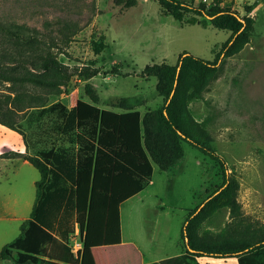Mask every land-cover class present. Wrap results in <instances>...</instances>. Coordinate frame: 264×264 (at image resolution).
<instances>
[{
    "label": "rangeland",
    "instance_id": "374dc122",
    "mask_svg": "<svg viewBox=\"0 0 264 264\" xmlns=\"http://www.w3.org/2000/svg\"><path fill=\"white\" fill-rule=\"evenodd\" d=\"M184 1L228 8L241 16L232 0ZM121 12L113 0H0V20L22 33L9 38L12 44L5 49L0 48V73L13 77L8 80L0 74V94L10 95L8 107L15 127L23 132L26 154L39 156L66 149L75 155V131L62 129V108L49 107L58 103L69 109L78 98L87 99L86 82L97 90L99 107L122 110L116 104L120 97H127L131 107L143 113L163 104L155 89L156 77L139 74L146 64L174 63L183 50L213 60L230 34L213 26L179 25L157 0H138ZM193 16L185 13L184 19ZM253 31V39L221 59L205 76L204 84L201 66L193 62L182 67L179 79L177 100L182 108L178 121L183 130L223 157L229 197L209 198L213 191L216 196L219 192L222 170L216 160L181 139V159L166 171L154 164L153 184L121 203L124 237L131 235L138 243L140 235L143 238L153 231L150 246L164 248L170 239V245L179 251L184 242V218L196 209L187 234L197 249L220 251L264 239V8L257 12ZM40 52L55 57L59 70L42 68ZM93 67L98 69L95 75L80 76ZM13 139L5 138L12 144ZM21 175L29 181V172ZM0 177L1 190L13 186L10 164ZM31 189L34 191L33 186ZM73 222L67 226L72 227ZM19 223L0 219V244L16 237ZM139 261L140 253L133 244L88 248L83 255V264ZM197 262L236 264L234 257L210 255Z\"/></svg>",
    "mask_w": 264,
    "mask_h": 264
},
{
    "label": "trees",
    "instance_id": "16d2710c",
    "mask_svg": "<svg viewBox=\"0 0 264 264\" xmlns=\"http://www.w3.org/2000/svg\"><path fill=\"white\" fill-rule=\"evenodd\" d=\"M157 2L164 13L175 19L183 20L185 13H193L194 16L185 21H209L216 28L230 31V35L213 60L183 51L173 64L152 62L142 68L141 76L156 77L155 89L163 97L160 107L141 113L131 107L127 97H120L116 104L123 111L99 107V94L89 82L84 84L87 99L78 98L69 109L58 103L51 105L49 108L54 110L62 108V129L75 131L77 149L74 156L66 149L41 152L39 156L26 154L27 160L39 171L35 181V201L30 218L21 224V234L1 247L0 259H12L14 264H79V257H74L63 241L73 229V226H67L71 220L79 224L85 248L120 243V204L149 183L153 164L160 170H167L181 159V139L216 160L222 170L219 192L216 196V190L213 191L209 198L229 197V175L223 157L183 130L178 121L182 108L177 100L179 79L182 67L193 62L201 66V83L204 84L205 76L218 67L221 59L249 42L254 20L236 15L228 8H207L184 0ZM113 3L123 12L137 5L138 0H113ZM21 35L12 23L0 20L1 49L12 44L9 38ZM38 57L42 68L59 70L60 62L49 52H40ZM97 72L98 69L93 67L80 76L86 79ZM3 77L10 80L12 76ZM8 98L10 95L0 94V123L23 136L11 118ZM194 211L188 213L181 230L185 251L148 264H198L196 257L201 255L235 257L237 264H264V239L220 251L193 247L187 224Z\"/></svg>",
    "mask_w": 264,
    "mask_h": 264
},
{
    "label": "crops",
    "instance_id": "0c3cea01",
    "mask_svg": "<svg viewBox=\"0 0 264 264\" xmlns=\"http://www.w3.org/2000/svg\"><path fill=\"white\" fill-rule=\"evenodd\" d=\"M231 2H232V6L236 7V9L241 14V16L251 15L254 18V21H253V30H254L257 12L261 8H264L263 0H232ZM206 7L209 8L208 5ZM175 20L179 22V25L200 24L201 26H213L209 21L202 22L201 19H195L192 22L185 21V19L183 20L175 19ZM253 30L252 32H254ZM252 32H251V40L253 39ZM250 48L254 49V45H251ZM123 110L124 109L117 110V111H123ZM7 136H13L14 138L13 144L5 140ZM26 149L27 148H26V144L23 139V136L18 131L11 129L7 127L6 125H3L0 123V174L1 175L5 174L8 164H10V168L13 171V186H11L10 184V187L7 188L6 190L0 189V219H3V218L10 219L13 221V224L14 222L20 221L19 230H18L19 232L16 235V237H18L22 232L21 224L25 220L30 218L31 210H32V207L35 201V181L39 178V171L26 158ZM28 172L30 173L29 181H28V178L26 180H23V177H20L22 176L21 174L22 173L27 174ZM36 172H38V177L36 176ZM153 174H154V164H153L151 179L149 183L141 191L145 190L147 186H151L153 184ZM0 182H1V177H0ZM22 182H25L24 185L29 182L30 187L28 186L24 187V185H22ZM31 186L34 187V191L33 189H31ZM119 213H120V206H119ZM186 217L187 215L185 216L184 221ZM120 231H121V242L118 244H113V245L122 246L123 248L128 246L129 244L135 245V247L140 253L139 264H148L153 261H156V260H159L165 257H169L172 255L180 254L185 251L184 242H183V246H181V250L175 251L169 243L170 239L168 243L166 241L167 245H165L166 247L164 248L163 247L159 248L158 246H152V245L150 246L149 243L151 242L150 239L152 238L151 233H153V231L151 230H150L151 233H149V235H144L143 238L140 235L139 239L137 238L138 243H136L135 240L131 239L130 237L131 235L124 237L122 234L121 213H120ZM6 243L7 241L4 243H1L0 249ZM105 246H112V245H105ZM97 247H102V246H97ZM86 250H88V248L83 247V250L81 251L80 256H79V264H83V255ZM205 256L206 255L197 256V261L204 258ZM7 261L12 262L13 264L12 259H0V264H4V262H7ZM126 261L129 262L130 258L127 257ZM235 261H236V258H235Z\"/></svg>",
    "mask_w": 264,
    "mask_h": 264
},
{
    "label": "built area",
    "instance_id": "2783aa9c",
    "mask_svg": "<svg viewBox=\"0 0 264 264\" xmlns=\"http://www.w3.org/2000/svg\"><path fill=\"white\" fill-rule=\"evenodd\" d=\"M208 1V0H203ZM66 245L74 257H79L83 250V232L77 222H73V230L67 235Z\"/></svg>",
    "mask_w": 264,
    "mask_h": 264
},
{
    "label": "bare ground",
    "instance_id": "6f19581e",
    "mask_svg": "<svg viewBox=\"0 0 264 264\" xmlns=\"http://www.w3.org/2000/svg\"><path fill=\"white\" fill-rule=\"evenodd\" d=\"M149 232V231H148ZM148 235H149V233H148Z\"/></svg>",
    "mask_w": 264,
    "mask_h": 264
}]
</instances>
